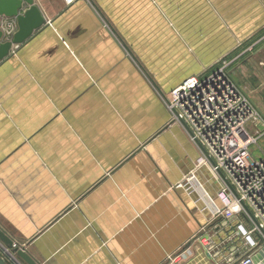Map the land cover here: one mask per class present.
Instances as JSON below:
<instances>
[{
    "label": "crops",
    "instance_id": "1",
    "mask_svg": "<svg viewBox=\"0 0 264 264\" xmlns=\"http://www.w3.org/2000/svg\"><path fill=\"white\" fill-rule=\"evenodd\" d=\"M32 1L43 23L22 42H13L16 17L0 14V40L10 42L0 60V227L39 264L237 261L248 251L237 224H246L214 217L220 184L160 98L220 64L173 84L174 60L160 77L136 37L142 22L121 19L160 8L168 50L176 30L189 33L175 22L190 0ZM238 68L228 72L242 85ZM252 94L264 122V94ZM253 258L264 264L263 245Z\"/></svg>",
    "mask_w": 264,
    "mask_h": 264
},
{
    "label": "built area",
    "instance_id": "2",
    "mask_svg": "<svg viewBox=\"0 0 264 264\" xmlns=\"http://www.w3.org/2000/svg\"><path fill=\"white\" fill-rule=\"evenodd\" d=\"M227 68L224 61L204 77L190 76L162 99L172 119L188 132L201 164L220 184L216 198L221 206L215 208L214 217L234 216L246 224H237V231L248 251L232 264H257L253 250L264 246V151L253 156L250 146L264 135V122L263 128L257 126L262 120L258 109ZM249 124L256 128L253 133ZM192 179L190 174L184 182ZM0 249L12 264H22L1 241Z\"/></svg>",
    "mask_w": 264,
    "mask_h": 264
},
{
    "label": "rangeland",
    "instance_id": "3",
    "mask_svg": "<svg viewBox=\"0 0 264 264\" xmlns=\"http://www.w3.org/2000/svg\"><path fill=\"white\" fill-rule=\"evenodd\" d=\"M182 5L180 3L176 6V11L179 10L177 14L180 16L176 17L179 20L175 23L182 26L184 19L185 28L189 33H180L176 30L173 35L174 47L168 50L163 48L168 34L166 31L161 32L165 29L163 24L166 26L167 18L160 8H156L152 15L150 13L144 15L142 20L140 17L135 19L134 16L121 18L126 20L127 26L133 24L135 20H139L137 23L139 25L142 22L143 32L137 33L136 37L143 42L144 61L149 60L151 67H157L158 75L161 77L172 70L169 69L170 60H174V71L169 74L173 84H177L189 74L209 70L225 61L228 63V70L230 66L236 68L239 66L238 70L240 68L243 70L241 75L236 73L243 85L241 86L248 95L258 89L259 93L255 91L252 96L261 100L258 95L264 94V0H190L184 11L181 9ZM102 20L105 28L109 29L108 23L104 18ZM152 25L158 27L160 32H151ZM134 35L135 33H130V36L134 37ZM115 39L120 43L123 41L117 35ZM168 39H172L170 34ZM124 43L122 42L126 46L127 55L138 62L136 56ZM144 74L147 72L145 71ZM146 76L150 77V75ZM171 90L164 95H168ZM162 95L160 93L161 99ZM257 109L260 113L259 107ZM256 124L259 127L263 125L261 119ZM252 125L249 124L248 128H252ZM250 151L253 156H258L264 151V135L256 144L250 146ZM10 253L12 254V251ZM0 256L7 264H12L8 255L1 249ZM13 256L25 264L14 252Z\"/></svg>",
    "mask_w": 264,
    "mask_h": 264
},
{
    "label": "water",
    "instance_id": "4",
    "mask_svg": "<svg viewBox=\"0 0 264 264\" xmlns=\"http://www.w3.org/2000/svg\"><path fill=\"white\" fill-rule=\"evenodd\" d=\"M22 2H26L29 8L22 15L18 14V8ZM0 14L5 16H15L18 23V31L14 34L13 42H22L26 37L43 23V18L38 9L33 6L32 0H0ZM2 33L0 31V38ZM10 42L0 40V60L4 58L9 50ZM0 241L9 247L17 257L25 264H39L23 248L15 244L10 236L0 227ZM0 264H7L0 256Z\"/></svg>",
    "mask_w": 264,
    "mask_h": 264
}]
</instances>
